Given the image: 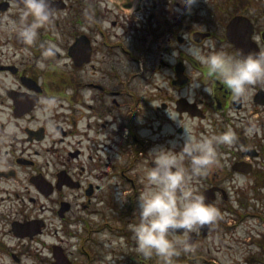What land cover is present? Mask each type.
Masks as SVG:
<instances>
[{
	"label": "flooded vegetation",
	"instance_id": "flooded-vegetation-1",
	"mask_svg": "<svg viewBox=\"0 0 264 264\" xmlns=\"http://www.w3.org/2000/svg\"><path fill=\"white\" fill-rule=\"evenodd\" d=\"M52 7L51 22L25 45L9 27L19 18L21 0H0V117L8 118L0 119V264H88L77 256H97L90 236L103 225L90 227L87 218L105 221L107 207L127 225L154 166L149 152L160 146L179 151L181 126L196 138L235 134L231 145H216L215 162L206 174L191 177L189 187L196 195L213 191V206L231 213L240 204L244 218L256 217L264 229V82L234 99L181 47L189 41L205 54L236 55L227 37L232 18L226 24L221 12L195 6L190 15L178 14L175 9L185 8L182 0H54ZM137 15L145 17L143 28H137ZM251 19L254 41L264 51L256 39L258 22ZM49 47L54 56L44 55ZM152 47L164 69L173 51L180 53L172 92L150 89L137 99L138 53ZM147 72L154 74L149 67ZM147 80L152 83L148 75ZM190 81L201 88L188 100L183 96ZM46 97L57 104L44 119ZM8 121L16 127L11 137L4 136ZM252 125L257 130L249 135ZM184 163L189 167V160ZM258 206L262 212L249 210ZM56 219L66 224L60 232L68 240L49 231ZM192 232L199 240V228ZM260 235L257 264H264V230Z\"/></svg>",
	"mask_w": 264,
	"mask_h": 264
},
{
	"label": "clouds",
	"instance_id": "clouds-1",
	"mask_svg": "<svg viewBox=\"0 0 264 264\" xmlns=\"http://www.w3.org/2000/svg\"><path fill=\"white\" fill-rule=\"evenodd\" d=\"M53 2L54 0H21L22 11L19 18L10 20L9 27L16 32L23 44L32 45L38 37V30L51 22L55 14ZM182 2L185 8H177L175 11L190 15L199 0ZM181 47L207 68L210 77L214 76L222 81L234 99H244L252 85L264 82V51L247 54L240 51L236 55L213 51L205 54L189 41L186 48ZM55 52L54 47H49L44 55L54 56ZM179 55V52L173 51L171 62L175 63V58ZM200 88L201 84L190 81L189 95L179 94L191 100L195 91ZM203 90L210 91L207 87ZM41 104L42 118L47 119L55 109L57 100L55 97H46ZM0 119L8 120L6 115ZM50 127H54L51 122ZM181 127L184 129V142L179 151L174 147L160 146L149 152L154 166L145 174V188L137 197L139 223L132 226L136 250L146 258L158 256L163 264H171L172 258L179 255L178 246H182L185 252L190 251L188 234L197 226L208 224L217 218V210L205 203L204 196L194 194L189 181L191 177L206 174L208 167L215 162L216 145H231L235 141V134L231 130L218 136L196 138L189 128ZM256 130L255 125H252L247 132L251 135ZM15 133V124L8 121L4 136L11 137ZM186 159L190 162L189 167H185ZM181 229L185 233V239H172V235Z\"/></svg>",
	"mask_w": 264,
	"mask_h": 264
},
{
	"label": "rangeland",
	"instance_id": "rangeland-1",
	"mask_svg": "<svg viewBox=\"0 0 264 264\" xmlns=\"http://www.w3.org/2000/svg\"><path fill=\"white\" fill-rule=\"evenodd\" d=\"M195 7L214 8L212 12H221L226 24L231 18L233 19L237 16L253 18V20L258 22V36L256 39L261 44H264L261 37L262 33H264V0H199ZM219 9L222 10L220 11ZM224 12L226 16L223 15ZM206 15V11L200 10V16L206 19ZM220 19L219 16L217 23L221 21ZM135 22L137 23V28H143L145 17L137 15ZM150 50L156 51V47H152L148 52H144L143 49L142 53H138V56L142 57V59L137 63V75L133 83L137 88L136 92L139 97L150 89L156 91L155 89L161 88L167 91L171 87L170 78L173 75V66L176 63H172V60H170L168 62L169 66L164 69L163 64L159 61V52L155 54L154 52L151 53ZM148 67L154 74L147 72ZM147 75L152 79L151 84L147 80ZM168 91L170 92L171 90ZM213 205L214 202L211 206ZM213 207L218 213L217 218L212 221L214 224L213 229L206 236L200 235L199 240L195 245L191 246V250L188 252L183 251L182 246H178L179 255L172 258L171 264H181L180 258L185 260L184 264H257L259 256L257 242L262 236L260 232L264 230L257 218L251 215L248 218H244L245 211L238 203L231 206L236 213L229 212L227 207H224L227 210L221 207ZM261 208L262 206H258L257 210H249L252 213H258L262 212L260 211ZM107 209L105 207L108 216L105 221L87 218L89 219L90 227L103 225V228L99 229L100 232L98 231L90 236V241H94L90 245L97 256L93 257L92 260L84 259L83 256L80 257L77 254L79 251L76 245L70 248L74 252V256L78 255L79 262L87 263L89 261L88 264H163L158 256L153 255L150 258H146L136 250L137 246L132 226L139 223L138 205L135 207L131 220L125 222H129L127 225L121 223L117 218L113 219L112 211ZM121 209L124 210L123 208ZM65 225V223L56 219L50 225L49 231L57 230L58 239L68 240L67 236L60 232ZM199 227L197 226L194 230ZM72 229L77 230V227L74 226ZM78 230H81V228L79 227ZM86 230H91V228ZM171 238L183 240L185 236L172 235ZM71 241L77 244L75 238H72ZM35 247L37 246L34 245Z\"/></svg>",
	"mask_w": 264,
	"mask_h": 264
},
{
	"label": "water",
	"instance_id": "water-1",
	"mask_svg": "<svg viewBox=\"0 0 264 264\" xmlns=\"http://www.w3.org/2000/svg\"><path fill=\"white\" fill-rule=\"evenodd\" d=\"M253 35H254V24L252 21L246 17L239 16L234 18L228 25L227 29V37L230 40L232 44L237 49V52L242 51L243 53L247 54L248 52H259L260 49L258 45L253 41ZM263 39H264V33H263ZM177 70L179 71L178 67ZM214 192H208L206 194V204H210L213 200L214 197L213 194ZM203 234L206 236L209 231V226L207 224L202 226ZM176 234L183 235L184 231L177 230L175 232ZM196 240V236H192L189 239V243L191 245L194 244ZM58 264H65L64 260L59 261Z\"/></svg>",
	"mask_w": 264,
	"mask_h": 264
},
{
	"label": "trees",
	"instance_id": "trees-1",
	"mask_svg": "<svg viewBox=\"0 0 264 264\" xmlns=\"http://www.w3.org/2000/svg\"><path fill=\"white\" fill-rule=\"evenodd\" d=\"M179 263V262H178ZM180 263L182 264H184L185 263V260L183 259V258H180Z\"/></svg>",
	"mask_w": 264,
	"mask_h": 264
}]
</instances>
